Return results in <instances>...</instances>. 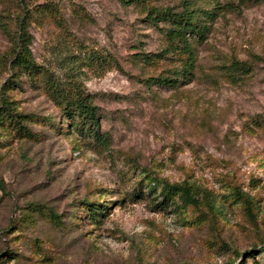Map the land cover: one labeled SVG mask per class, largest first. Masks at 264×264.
I'll use <instances>...</instances> for the list:
<instances>
[{"label":"rangeland","instance_id":"obj_1","mask_svg":"<svg viewBox=\"0 0 264 264\" xmlns=\"http://www.w3.org/2000/svg\"><path fill=\"white\" fill-rule=\"evenodd\" d=\"M24 2L35 64L78 81L108 144L67 125L42 74L11 66L0 31V95L32 132L0 125V264H263L264 0ZM183 2L211 12L208 29L189 75L158 85L179 61L146 10ZM16 3L0 0L5 20ZM42 3L52 11L34 10ZM151 178L192 185L194 200L161 201L144 187ZM83 200L102 213L93 219Z\"/></svg>","mask_w":264,"mask_h":264},{"label":"trees","instance_id":"obj_2","mask_svg":"<svg viewBox=\"0 0 264 264\" xmlns=\"http://www.w3.org/2000/svg\"><path fill=\"white\" fill-rule=\"evenodd\" d=\"M17 11L11 22L5 20V15L0 12V31L13 44L12 52L9 60L11 66L16 71H22L27 75L30 81L35 80L36 76L42 74V86L46 95L54 102L62 116L67 118V125L74 128L82 136H87L93 142L101 146H107L108 137L105 133L98 130V111L97 107L92 103L90 95L86 93L78 81L67 80L64 84L55 80L50 72L45 68H41L35 64L30 49V36L27 32L26 19L30 15L31 8L24 0H16ZM126 3L133 0H123ZM53 6L50 3H42L41 6H36V11H52ZM32 12V11H31ZM211 12L203 10L200 7L194 6L190 2H183L180 10H172L169 7H148L146 15L151 21L160 20L164 22L161 26L162 36L165 42L164 52L169 51L176 55L178 68L174 70L175 76L168 77L157 75L152 77L153 82L158 85H174L181 77H187L194 66L195 62V47L194 43L203 39L207 32V23L204 20L211 17ZM203 15V17L201 16ZM204 19V20H203ZM148 55V54H144ZM156 56L165 57V53L157 52ZM233 68L243 70L242 62L235 61ZM179 76V77H178ZM17 80L8 79L3 84V88H10L16 85ZM0 95V125H6L21 135H30V132L23 124V119L26 114L15 111L11 105L12 100L7 98V94L1 91ZM144 187L148 192H153L156 187L161 195V201H164L172 196H177L182 202H192L193 186L186 182H168L166 180L149 179ZM1 186V185H0ZM140 187V185H139ZM142 189L137 188V192ZM137 192L135 195H137ZM139 195V194H138ZM32 209L44 208L42 205L29 204ZM37 207V208H36ZM46 208V207H45ZM82 208L95 219V216L102 213V204L93 200H83ZM47 214L54 220L60 221L58 214L47 208ZM259 252L261 253L262 263L264 264V240L262 241ZM226 264H233L228 262ZM234 264H243L238 262Z\"/></svg>","mask_w":264,"mask_h":264}]
</instances>
